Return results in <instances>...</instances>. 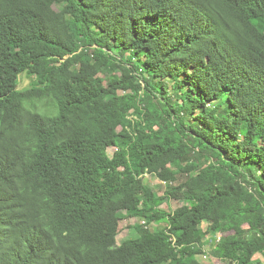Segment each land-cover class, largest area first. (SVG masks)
Here are the masks:
<instances>
[{"label": "trees", "instance_id": "obj_1", "mask_svg": "<svg viewBox=\"0 0 264 264\" xmlns=\"http://www.w3.org/2000/svg\"><path fill=\"white\" fill-rule=\"evenodd\" d=\"M263 31L264 0H0V264H201L210 234L264 264Z\"/></svg>", "mask_w": 264, "mask_h": 264}, {"label": "rangeland", "instance_id": "obj_2", "mask_svg": "<svg viewBox=\"0 0 264 264\" xmlns=\"http://www.w3.org/2000/svg\"><path fill=\"white\" fill-rule=\"evenodd\" d=\"M264 32V31H263ZM31 80L26 76L23 75L21 76L20 79V83H19V90H25L27 88L30 87L31 84ZM175 83H171L170 87H174ZM213 105L211 107V109H213ZM113 150L109 151V154L112 156L113 155ZM145 183L154 188L160 195H163V193H165L166 191H168L169 188H166L165 185L157 178L153 177V176H146L145 178ZM182 204L177 203L175 201L170 203V208L172 211L178 209L179 207H181ZM163 210L165 211H169L168 210V206L165 204L162 207ZM141 224H144L142 220H139L137 218H133V219H126L124 221H121L120 223L117 224V231H118V239L117 242L118 244H121L125 241L128 240H133L135 238H138L137 232H135L134 230H129V227H136L139 226ZM163 225H161L160 227L157 225H153L150 226V230L151 231H158V229L162 228ZM208 227V223L205 222L201 225V229L202 230H206ZM219 241H218V236H215L213 234L208 235L207 240H206V244L205 247L203 249L204 253L199 257V261L201 262V264H225L224 262H222L221 260H218V258L212 255L214 254L215 251L218 250V246H219ZM217 254V252H216ZM207 255V260L205 258H203V256ZM257 258L261 259V256H257Z\"/></svg>", "mask_w": 264, "mask_h": 264}, {"label": "built area", "instance_id": "obj_3", "mask_svg": "<svg viewBox=\"0 0 264 264\" xmlns=\"http://www.w3.org/2000/svg\"><path fill=\"white\" fill-rule=\"evenodd\" d=\"M221 237H222V235L220 234V235H218V241H220L221 240ZM207 255H205V256H203V258H205L206 260H207Z\"/></svg>", "mask_w": 264, "mask_h": 264}]
</instances>
